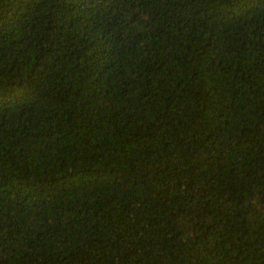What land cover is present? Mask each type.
Segmentation results:
<instances>
[{
  "label": "trees",
  "instance_id": "1",
  "mask_svg": "<svg viewBox=\"0 0 264 264\" xmlns=\"http://www.w3.org/2000/svg\"><path fill=\"white\" fill-rule=\"evenodd\" d=\"M0 264H264V0H0Z\"/></svg>",
  "mask_w": 264,
  "mask_h": 264
}]
</instances>
